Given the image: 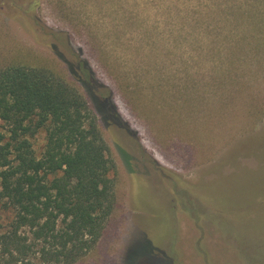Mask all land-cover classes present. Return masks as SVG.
Wrapping results in <instances>:
<instances>
[{
	"label": "rangeland",
	"instance_id": "374dc122",
	"mask_svg": "<svg viewBox=\"0 0 264 264\" xmlns=\"http://www.w3.org/2000/svg\"><path fill=\"white\" fill-rule=\"evenodd\" d=\"M20 1L38 23L31 29L0 8V67L43 66L70 78L36 37L42 25L66 31L137 140L119 143L120 128L99 117L116 167L115 207L74 264H264V26L250 31L244 49L252 51L239 59V51L227 56L232 41L193 29L197 15L183 5L197 0ZM32 143L39 155L44 135ZM7 211L0 207L2 225Z\"/></svg>",
	"mask_w": 264,
	"mask_h": 264
},
{
	"label": "trees",
	"instance_id": "16d2710c",
	"mask_svg": "<svg viewBox=\"0 0 264 264\" xmlns=\"http://www.w3.org/2000/svg\"><path fill=\"white\" fill-rule=\"evenodd\" d=\"M29 2L35 6V0ZM23 5L0 0V8L35 29L38 21L28 18ZM183 10L197 15L193 29L212 35L214 42L232 41L227 56L239 51V59L252 51L244 49L250 31L264 26V0H208L201 6L197 0L194 8L183 5ZM36 37L65 64L71 79L43 66L0 67V207L10 213V220L0 224V264H23L31 257L74 264L98 241L115 207L116 167L99 117L106 127L120 128L115 132L119 143L137 145V140L117 112L110 88L80 53L71 51L67 32L42 25ZM38 133L44 135L39 155L32 143ZM118 147L128 163L129 153Z\"/></svg>",
	"mask_w": 264,
	"mask_h": 264
}]
</instances>
